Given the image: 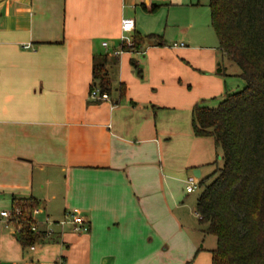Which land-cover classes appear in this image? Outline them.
Here are the masks:
<instances>
[{"label":"crops","instance_id":"obj_1","mask_svg":"<svg viewBox=\"0 0 264 264\" xmlns=\"http://www.w3.org/2000/svg\"><path fill=\"white\" fill-rule=\"evenodd\" d=\"M210 30L208 0H0V212L36 201L43 235L30 250L0 218V264H211L185 184L221 152L193 135L191 113L244 83ZM123 35L143 46L115 57ZM102 57L112 85L97 103Z\"/></svg>","mask_w":264,"mask_h":264},{"label":"trees","instance_id":"obj_2","mask_svg":"<svg viewBox=\"0 0 264 264\" xmlns=\"http://www.w3.org/2000/svg\"><path fill=\"white\" fill-rule=\"evenodd\" d=\"M208 9L218 49L238 68L244 87L216 108L197 104L192 109L193 135L212 138L221 152V167L199 183L195 214L202 233L216 242L211 264H264V0H208ZM132 43V49L122 51L138 52L143 46L139 38ZM157 45L163 44L158 40ZM106 62V57L93 59L90 92L110 96ZM131 65L140 77L137 64ZM222 71L216 73L225 76ZM36 208L34 200L12 199L11 227L20 229L16 237L23 247L43 237L31 231Z\"/></svg>","mask_w":264,"mask_h":264},{"label":"built area","instance_id":"obj_3","mask_svg":"<svg viewBox=\"0 0 264 264\" xmlns=\"http://www.w3.org/2000/svg\"><path fill=\"white\" fill-rule=\"evenodd\" d=\"M135 26H134V22L132 20H123L121 22V31L123 34H130L134 31ZM120 50L114 53V56H119L123 51L122 48H126V49H132L133 47V43L131 40H129L126 36H122L120 38ZM102 46L104 48L107 47V45L104 43L102 44ZM173 47H184L183 44H174ZM89 99L91 101L100 103V102H109V96L105 93H100L98 89H94L90 92L89 94ZM185 192L186 194H192L195 191H197L200 187H199V182L198 180L194 177V176H190L189 178H187L186 180V184H185ZM19 212H16V215H18ZM66 217H70L71 219V224H72V230L74 233H86L88 231V227L86 224H84L82 222V220L72 217V216H68L66 215ZM196 217L198 218V215H196ZM0 218L4 220L5 226L8 229L9 227H11V212H0ZM67 219V218H66ZM64 224H66V221H63L60 223L61 226H63ZM31 231L33 233H37L36 227L33 225L31 226ZM20 232V229H16L14 230L15 234H18ZM34 247H30V250H33Z\"/></svg>","mask_w":264,"mask_h":264},{"label":"rangeland","instance_id":"obj_4","mask_svg":"<svg viewBox=\"0 0 264 264\" xmlns=\"http://www.w3.org/2000/svg\"><path fill=\"white\" fill-rule=\"evenodd\" d=\"M209 35H210L212 41L214 42V45H217V48H218V42H217L216 36L214 34V31L212 29L209 31ZM232 68H233V70L238 71L237 67H235L234 65L232 66ZM220 167H221V165H220ZM215 171H216V169H215ZM205 184H207V183L205 182ZM201 192H202V188H199L197 191L194 192L192 197L197 198L201 194ZM193 216L195 217L194 211H193ZM214 241H215V239L213 237L209 236V237H207V240L205 241V245H207V244L209 245L211 242H214Z\"/></svg>","mask_w":264,"mask_h":264},{"label":"water","instance_id":"obj_5","mask_svg":"<svg viewBox=\"0 0 264 264\" xmlns=\"http://www.w3.org/2000/svg\"><path fill=\"white\" fill-rule=\"evenodd\" d=\"M192 175L196 178V179H199L200 178V172L199 170H194Z\"/></svg>","mask_w":264,"mask_h":264}]
</instances>
